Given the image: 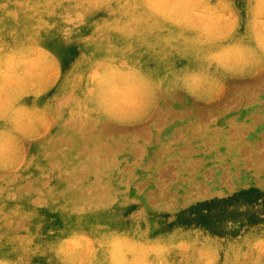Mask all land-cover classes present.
<instances>
[{"label": "rangeland", "instance_id": "1", "mask_svg": "<svg viewBox=\"0 0 264 264\" xmlns=\"http://www.w3.org/2000/svg\"><path fill=\"white\" fill-rule=\"evenodd\" d=\"M246 22L264 59V0H0V264H264Z\"/></svg>", "mask_w": 264, "mask_h": 264}, {"label": "crops", "instance_id": "2", "mask_svg": "<svg viewBox=\"0 0 264 264\" xmlns=\"http://www.w3.org/2000/svg\"><path fill=\"white\" fill-rule=\"evenodd\" d=\"M256 34L254 25L246 22L240 35L235 37L241 41L240 45L245 49L246 59L239 67L225 72L222 76L217 75L218 79L245 81L248 79H256L262 74L261 70L264 68V59L255 53L254 50L251 51V49L255 47V44L258 43ZM209 76L210 77L205 75L204 78L197 77L196 80L200 82L198 81L195 83L193 90L186 89L188 91H185L184 88H180V90L187 94L189 101L196 103V107H209L214 99L212 75ZM246 102H248V106H251L249 100L247 101L246 99L245 103ZM253 107H264V96L259 99L256 98Z\"/></svg>", "mask_w": 264, "mask_h": 264}]
</instances>
